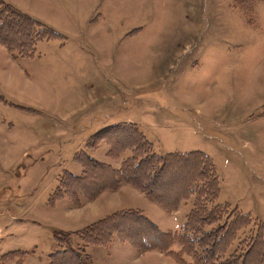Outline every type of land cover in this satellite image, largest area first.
Wrapping results in <instances>:
<instances>
[{"label": "rangeland", "instance_id": "1", "mask_svg": "<svg viewBox=\"0 0 264 264\" xmlns=\"http://www.w3.org/2000/svg\"><path fill=\"white\" fill-rule=\"evenodd\" d=\"M239 1L253 8L254 22L237 0L8 1L61 36L39 42L28 58H13L0 44V264L19 259L1 261L2 254L29 246L39 249L31 264L48 263L59 247L33 218L63 217L49 198L64 169L73 170L76 151L94 150L87 142L97 131L124 122L136 124L157 154L211 157L221 193L206 205H216L221 222L253 217L233 233V246L223 239L226 255L257 239L264 223V0ZM129 155L112 162L121 168ZM182 200L192 210L196 196ZM160 214L150 218L166 227ZM187 215L171 217L173 229ZM114 252L106 264L133 255L129 246ZM157 255L135 258L176 264Z\"/></svg>", "mask_w": 264, "mask_h": 264}, {"label": "trees", "instance_id": "2", "mask_svg": "<svg viewBox=\"0 0 264 264\" xmlns=\"http://www.w3.org/2000/svg\"><path fill=\"white\" fill-rule=\"evenodd\" d=\"M237 1L248 21L254 22L253 8L249 12L242 1ZM60 36L49 25L0 0V44L13 58L33 57L39 42ZM137 127L134 123L124 122L97 131L87 142L88 148L96 149L105 141L110 145L108 156L118 158L127 150L130 155L122 162L121 168L115 169L86 151L77 153L76 160L83 171L75 175L65 170L49 202L69 197L78 205L80 194L91 198L103 189H115L122 183H130L167 212L177 208L181 198L195 195V205L187 220L180 230L164 232L142 211L129 209L116 211L77 231L53 229V239L59 249L49 254L48 264H94L86 248L89 245L109 246L115 237L130 241L140 252L158 249L172 257L176 264H264V223L261 221L257 224L260 229L257 239L248 243L245 249L239 251L241 243L238 242L226 255L223 245V249L220 246L225 237L224 242L230 244L233 233L248 226L253 217L227 216L221 222L223 217L216 214V205L208 206L212 200H217L221 190L211 157L203 151L157 154ZM175 177L180 181L173 180ZM210 225L213 227L205 230ZM75 237L81 240L80 244H76ZM256 246L258 257L253 261L256 257L252 248ZM25 254L24 250H14L3 254L1 260L19 257L15 264H21Z\"/></svg>", "mask_w": 264, "mask_h": 264}, {"label": "crops", "instance_id": "3", "mask_svg": "<svg viewBox=\"0 0 264 264\" xmlns=\"http://www.w3.org/2000/svg\"><path fill=\"white\" fill-rule=\"evenodd\" d=\"M5 1L8 2L10 0H5ZM26 13L28 12L26 11ZM66 13L68 15L71 14L69 12H66ZM164 58L165 59H163L162 61H166V56ZM146 139L149 140L150 143L152 142L150 139L147 138V136H146ZM85 144H86V140H85ZM102 144L103 142L100 144L98 148L94 150H90L89 152L87 151V152L90 154V156H92L96 160L100 162H104V163L106 162L107 164L112 165L115 169H119L120 163L117 164L115 163L116 161L112 162V158L108 156V154L106 153L107 150L109 149L108 145H106L107 146L106 149H103L101 153H99ZM76 152H75V155H76ZM173 152H179V151H173ZM74 161L76 162V165L73 168V170H70V172L75 175H79L83 171L82 166L78 161L76 160ZM64 170H67V169H64ZM67 171H69V169ZM220 193H221V190H220ZM183 201L184 200H182L178 204V207L175 208L172 212H167L162 206H160L154 200L150 199L148 195L142 192L138 187L130 183H122L115 189H103L98 194L92 196L91 198L87 197L84 194H80L78 205L69 197L57 199L54 203H49L50 204L49 207L54 208L55 210L58 206H60L64 210L63 217H49V216L48 217H36V219L33 218V221L34 223H36V226L38 228L39 227L48 228L51 230V232L53 229H60L64 231H77L116 211L129 210V209L140 210L152 222H154V220L150 217L152 215L154 217H161V214H160V211H161L163 215L164 214L166 215L168 219V225L166 227H163L156 222L154 223L162 231L167 232V231L179 230L180 228L178 229V227L181 226L183 223L182 220L177 219V222H176L177 228L173 229V227H175L174 226L175 224H170L172 221L171 217H173L174 218L173 220L176 221V217H185L186 214H188V211L191 208L190 207L191 203H189L188 211H185L187 208L186 204L188 205V203L183 202ZM49 212L50 210L48 211V213ZM52 235H53V232H52ZM114 239L109 246L89 245L86 248V251L91 256L94 264H106L105 263L106 260L108 259L112 260L116 256L114 252L115 245L129 246L131 248V252H133L131 259L126 261L124 264H146L145 262L142 261L143 260L142 258L136 256L138 258L136 259L135 253L148 254V252H155V253H158L157 256L160 257L161 259L168 257L162 251L158 249H150V250H145V251L140 252L138 251V249H136V247H134V245L130 241H122L118 239L117 237H115ZM176 248H178V246H176ZM38 250H39L38 246L36 247L29 246L27 249H24V251H26V254L21 264H31L30 262L32 260L34 262L33 255H35L38 252ZM6 261L10 262L11 259L9 258ZM15 261H13L14 264H15Z\"/></svg>", "mask_w": 264, "mask_h": 264}]
</instances>
